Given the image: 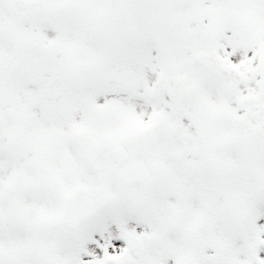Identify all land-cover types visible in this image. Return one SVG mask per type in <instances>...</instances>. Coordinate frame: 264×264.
I'll return each instance as SVG.
<instances>
[{"label": "snow or ice", "instance_id": "6c2138e0", "mask_svg": "<svg viewBox=\"0 0 264 264\" xmlns=\"http://www.w3.org/2000/svg\"><path fill=\"white\" fill-rule=\"evenodd\" d=\"M0 264H264V0H0Z\"/></svg>", "mask_w": 264, "mask_h": 264}]
</instances>
